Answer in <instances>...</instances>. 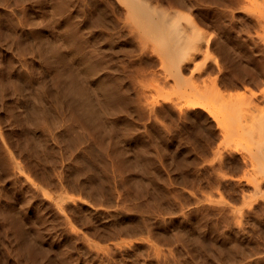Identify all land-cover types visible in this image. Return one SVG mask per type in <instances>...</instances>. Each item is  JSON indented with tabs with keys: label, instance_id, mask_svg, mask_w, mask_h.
I'll return each instance as SVG.
<instances>
[{
	"label": "rangeland",
	"instance_id": "rangeland-1",
	"mask_svg": "<svg viewBox=\"0 0 264 264\" xmlns=\"http://www.w3.org/2000/svg\"><path fill=\"white\" fill-rule=\"evenodd\" d=\"M222 1L183 0L212 42L248 24ZM113 4L0 0V264H264L257 145L187 107L193 85L248 107L264 84L216 47L166 79Z\"/></svg>",
	"mask_w": 264,
	"mask_h": 264
},
{
	"label": "bare ground",
	"instance_id": "bare-ground-1",
	"mask_svg": "<svg viewBox=\"0 0 264 264\" xmlns=\"http://www.w3.org/2000/svg\"><path fill=\"white\" fill-rule=\"evenodd\" d=\"M110 1L120 9L133 37L138 39L145 48L150 47L158 55L162 68L171 73L165 76L166 79L172 75L176 84H182L184 82L182 69L190 67L197 54L201 51L205 52L203 49L210 53V49L216 47V50L219 48L225 51H237V57L234 60L232 56H229L233 60V63H230L235 67L233 70L237 71V74L233 72L237 75L238 84L241 86L264 84V53L259 51V48L264 46V0H233L237 6L236 10H239L238 16L241 14L248 24H241L239 31L233 35L226 26L216 25V31L220 36L218 38L214 36L216 37L214 42L210 40L211 38L206 39L192 16L182 11L183 0H176L166 5L167 7L161 0ZM227 1L222 2L227 3ZM211 2V4H219L221 0H211ZM232 19H236L233 14ZM204 20L209 22L208 18ZM252 32L258 35L256 38L258 40ZM257 41L262 45H259ZM231 53L234 52L231 51ZM229 61L232 62L231 59ZM230 66L232 70L233 66ZM94 81L104 86L114 84L110 72L105 76L94 77ZM229 87L227 88L231 90ZM235 88H232L233 91ZM189 93L195 94L198 98L187 103L188 109L200 110L199 113H204L201 110L207 111L221 127L224 139L241 135L257 145L251 148L254 170L255 173L264 174V99L260 98L261 103L251 100L248 107H245L244 95H230V92L229 95H225L215 87L202 88L199 85H193ZM105 98L109 101L111 94L107 93ZM135 160L137 161L136 157ZM178 161L174 160L173 163L176 164ZM137 163H143V160Z\"/></svg>",
	"mask_w": 264,
	"mask_h": 264
}]
</instances>
